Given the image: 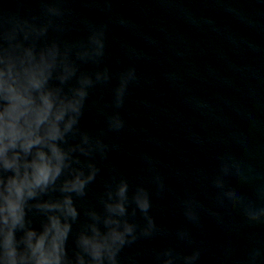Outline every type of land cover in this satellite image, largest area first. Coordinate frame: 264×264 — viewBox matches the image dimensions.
Instances as JSON below:
<instances>
[{"label":"clouds","instance_id":"obj_1","mask_svg":"<svg viewBox=\"0 0 264 264\" xmlns=\"http://www.w3.org/2000/svg\"><path fill=\"white\" fill-rule=\"evenodd\" d=\"M94 2L0 0V264H206L205 220L234 232L235 214L242 229H264V171L218 153L195 176L207 200L186 187L182 221L158 223L174 189L154 157L141 154L139 178L112 159L140 76L135 65L113 72L109 24L72 6ZM215 264H264V241L242 255L226 242Z\"/></svg>","mask_w":264,"mask_h":264}]
</instances>
